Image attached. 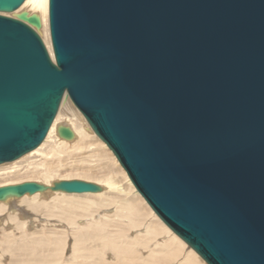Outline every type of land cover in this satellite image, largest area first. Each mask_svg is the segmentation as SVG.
Listing matches in <instances>:
<instances>
[{
  "label": "water",
  "instance_id": "water-1",
  "mask_svg": "<svg viewBox=\"0 0 264 264\" xmlns=\"http://www.w3.org/2000/svg\"><path fill=\"white\" fill-rule=\"evenodd\" d=\"M41 27L0 15V165L40 147L67 95L207 264H264V0H49L54 59ZM47 189L0 187V201Z\"/></svg>",
  "mask_w": 264,
  "mask_h": 264
},
{
  "label": "bare ground",
  "instance_id": "bare-ground-1",
  "mask_svg": "<svg viewBox=\"0 0 264 264\" xmlns=\"http://www.w3.org/2000/svg\"><path fill=\"white\" fill-rule=\"evenodd\" d=\"M22 13H27L28 15H36L40 18L42 27L40 29H36V31L38 30L37 32L39 33V35H41L49 54L51 55L52 59H54L52 43L50 40L51 38L49 35V30H50L49 28V0H26L25 3L17 11L13 13H0V15H3L6 17L18 18ZM62 102L63 103L58 112V115L56 116V119L54 120L46 139L43 141L40 147L22 156L21 158H19L18 160L14 162H9L11 163L9 164V166H7L8 165L7 163H5L6 165L4 164L0 165V178L1 179L3 180L12 179V177H14V175L16 174L21 175L22 170L24 169L25 166L23 165L24 167L21 168L19 164H22L24 162L26 164V162L29 161V159L35 155L41 154L42 156L45 155L46 157L54 158L58 156L60 152L66 150V148L68 149V147H70V149L75 148L76 150L87 152L89 153L88 157L90 158L97 157L99 161L103 160V158H106L109 155L117 164H119V161L117 160L114 153L107 148L108 147L107 145H105L106 143L104 144L103 142L101 143V141H99L100 144L98 146L100 149L99 148L95 149L93 150V152L89 151L92 146V144L90 143L91 142L90 138L92 139L96 138L95 136L96 134L94 135L93 133L94 131L91 130L92 128L90 129L89 123L83 124L81 122V121H84L85 118L75 106H74L75 108L72 107L73 104L71 101H69V97L67 95L64 97ZM65 109H67L66 110L67 112L64 114ZM62 126H67L73 131L75 135L74 139L66 140L60 136L59 129ZM90 132L92 133V135H90L91 134ZM85 158L82 161L86 162L88 158L86 160ZM120 167L122 168L121 165ZM121 168H120V172H121ZM25 169L26 170L24 171V173L25 175H27L26 176L27 180L23 182H11V180H5V182L1 184L0 187L10 186V185H19L25 182H34V183H38L41 185H45L46 187H48V189L44 192H39L34 195L27 194L19 198L9 197L4 201H0V220H1V216L4 213H9L10 216L6 214L7 217L9 216V220L6 218V220H8L7 222L8 225L10 224L11 226H15V227L17 226L24 227L27 225V223L21 222L18 219V216H16L17 214L15 215L16 210L11 209L8 205L10 203H13L15 201H19L22 199H23V202L21 203H24L23 205L26 206L27 210L38 211L43 206L47 205L44 202L39 203L38 200L42 196H45V197L52 196L51 199L55 201L54 206L53 207L51 206L52 208H54L53 210L55 211L57 209L58 211L62 212L64 217H66L67 221L73 225L75 223L78 224V221L76 220L81 217V216L80 217L78 216V215H81V212L82 213L87 212L91 210L92 208H94L93 210H95V208L99 209L100 207L105 208V210L107 209L110 210V208L113 207L112 203L117 204V201H115V199H117L118 197L117 189L120 186L116 185L115 182L117 181H114L115 180L113 178L114 175L109 176L107 174V176H104L103 178L101 177V179L94 178V176L91 174V170H88L90 168L86 167L84 169H87V170H84V169H83L84 171L82 170L83 172H81L80 174L81 177L71 178V176L67 175V176H64L61 180H56V177L52 176L54 170L50 166V164L48 166L44 162L42 163L41 162L39 163L29 162V165H28V162H27V166L25 167ZM112 170L114 171V169ZM112 170H111V173L113 172ZM122 173L123 175H125L126 179L129 181L131 192L133 195L132 198H129L127 194L125 195L127 197H124V198L119 197L118 199L119 202L117 206H119L121 210L127 211V214H125L123 218H125L128 221L127 225L133 231H135L134 229L139 228L140 224H143L144 216L147 215V216H151L152 218H154V222L146 224L144 232H146L145 235H148L149 238H155V239L161 235H164L163 236L164 239L162 238V240L159 239V241H157V243L158 242L161 243L163 247L162 250L159 251L153 248V250H151L152 252L148 253L147 257L142 256L140 252L135 250L134 248L135 245L138 247V245H140L139 243H143V241L141 242L139 240V236H136L134 239L132 240L130 239L129 241H127L125 239V234L123 235L122 232L119 235L115 234V236L114 235L112 236L110 234L108 235L105 234L106 233L105 230L107 229V227L109 228V226L112 224L108 219L105 221H101L95 225H93V223H89L87 225L83 223H79L80 226L77 228L78 229L77 230L78 231L77 232V236H78L77 245L73 249V256L75 258H78V257H81L84 251L88 252V249L84 247V243L93 238H96L99 241H101V248H95L90 252L94 256H91L90 254V257H82V259H89V261L91 262L93 260H97V258H102V257L104 258L106 253L110 252L108 256H113L111 253L116 254V257H113V259H115L116 261H119L121 264H169L172 260H176L177 257L179 258L180 253L182 256V253H183L182 251L184 250V248H186L187 244L184 241H182L175 233H173L162 222V220L156 215V213L148 205L146 200L137 191V189L135 188L132 181L129 179L124 169L121 172V174ZM73 179H80L83 181L96 183L102 186V191L99 193L69 194V193H65L62 191H53L51 189L54 186V184L57 182H60L63 180H73ZM90 179H93V180H90ZM82 197H85V199L86 197H89V198L83 201V200H80ZM105 197L106 199L107 197L108 199L110 198L109 202L107 200H104ZM94 199H98V200L101 199V201L98 202ZM92 201H96V202H92ZM52 208H50L49 210L52 211ZM17 211H19V209ZM0 225H2V222ZM126 230H128L127 227H126ZM166 236H168L169 238L168 240H165ZM121 238H123V240L125 241L123 240L120 241ZM144 241H149V240H144ZM54 243L57 244L56 241ZM35 246L38 248V251L40 252L47 250L49 248L46 241H44L40 237L36 240ZM158 253H159V256L163 255V258H160L162 259L160 262L158 261L159 256L158 258L157 257L154 258V256H156V254ZM204 262L202 258L199 257V255L193 249L190 248L187 254L184 256V259H182V261L179 264H206V262L205 263Z\"/></svg>",
  "mask_w": 264,
  "mask_h": 264
},
{
  "label": "rangeland",
  "instance_id": "rangeland-1",
  "mask_svg": "<svg viewBox=\"0 0 264 264\" xmlns=\"http://www.w3.org/2000/svg\"><path fill=\"white\" fill-rule=\"evenodd\" d=\"M49 35H50V30H49ZM69 101H71L70 98H69ZM61 106H62V104H61ZM72 107H74V104L72 105ZM66 110L67 109L64 110V114L67 112ZM81 122L83 124L88 123V122H86V119L84 121H81ZM89 127H90V125H89ZM90 129H91V127H90ZM90 135H92V133ZM94 135H95V133H94ZM90 140H91L90 143L92 144L91 149L89 150L90 152H93V150L99 148V146H98L100 144L99 141H101V143L103 142L97 136L94 139L90 138ZM88 156H89V153H87V152L79 151V150H76L75 148L70 149V147H68V149L66 148V150L60 152L58 154V156H56L54 158L53 157H46L45 155L42 156L40 154V155H35V156L31 157L29 159V161H27V162H28V165H29V162H34V163L44 162L48 166L50 164V166L54 170L52 176H55L56 180H61L64 176H67V175L71 176V178L81 177L80 174L84 170H87V169H84L86 167L90 168L88 170H91V174L94 176V178L101 179V177L103 178L104 176H107V174L109 176L114 175L113 176V178L115 179L114 181H117V182H115L116 185L120 186V187L117 186L118 187V189H117L118 197H117V199H115V201H117V204L112 203L113 207L110 208V210L109 209L105 210V208L100 207L99 209L95 208V210H93L94 208H92L91 210H89L87 212H83V213L81 212V215H78L79 217L80 216L81 217L76 220V221H78V224L75 223L76 225L70 224L67 221L66 217H64L62 212L58 211L57 209L55 211L53 210L54 208H52V207L54 206L55 201L53 199H51L52 196H46V197L42 196L38 200L39 203L44 202L47 204L46 206H43L44 208L42 207L38 211L27 210L26 206L23 205L24 203H21V202H23V199L8 204L11 209L16 210L15 215L17 214L16 216H18V219L21 222L27 223V225L24 227H21V226L15 227V226H11L10 224L8 225L7 222L9 220L10 214L4 213L1 216V220L2 219L3 220L2 221L0 220V224L2 222V225H0V264H121L119 261H116L115 259H113V257H116V254L111 253L113 256H108V254L110 252H107L106 255L104 256V258L103 257L97 258L95 256L97 258V260H93L91 262L89 261V259H82V257H90V254H91L90 252L93 249L101 248V241H99L96 238H93V239L86 241L84 243V247L86 249H88V252L84 251L83 254L81 255V257H78V258H75L73 256V249L77 245V239H78V236H77V232H78L77 230L78 229L77 228L80 226L79 223H83L85 225H87L89 223H93V225H95L101 221H105L108 219L112 224L109 226V228L107 227V229L105 230V232H106L105 234H107V235L110 234L112 236L113 235L115 236V234L119 235L122 232L123 235L125 234V239L127 241H129L130 239L131 240L134 239L136 236H139V240L141 242L143 241V243H139L140 245H138V247L135 245L134 248H135V250L139 251L142 256L147 257L148 253L152 252L151 250H153V248L157 249L159 251L162 250L163 247H162L161 243H159V242L157 243V241H159V239L162 240L164 235H161L155 239V238H149L148 235H145L146 232H144L146 224L154 222V218H152L151 216H147V215L144 216L143 217V224H140L139 228H136V229H134L135 231H133L132 229H130L128 227V225H127L128 221L125 218H123V216H125V214H127V211L121 210L119 208V206H117L118 202H119L118 201L119 197H123V198L127 197V196L129 198L133 197L129 181L126 179V177H125V175H123V173L121 174L123 169L120 167V163L117 164L109 155L100 161L97 159V157H91L90 158ZM85 157H87L88 159ZM84 158H85V160L87 159L86 162L82 161ZM43 160H45V161H43ZM27 162H26V164L24 162V163L19 164V165L21 166V168H23L24 166L26 167ZM7 164H8L7 166H9V164H11V163H7ZM4 165H6V164H4ZM106 165H107V167H106ZM25 167L22 170L21 175L16 174L17 176L14 175V177H12V179H5V180H11V182H23V181L27 180V178H26L27 175H25V173H24V171L26 170ZM120 168H121V172H120ZM112 169H114V171ZM111 170L115 173H113V172L111 173ZM109 173H111V174H109ZM5 180L0 178V185L3 184L5 182ZM73 180H80V179H73ZM90 180H93V179H90ZM120 193L123 195H121ZM129 194H131L132 196ZM125 195H127V196H125ZM87 198H89V197H86V199H85V197H82L80 200L84 201V200H87ZM109 199H108V197H107V199H106V197L104 198V200H107L108 202H109ZM94 200H96L98 202L101 201V199L100 200L94 199ZM96 201H92V202H96ZM49 206H50V208H52V211L49 210L50 209ZM18 209H19V211H17ZM6 214L9 216L7 217ZM6 218L8 220H6ZM125 226L127 227L128 230L129 229L130 230L129 231L126 230ZM39 237L41 239H43L44 241H46V243L49 247L47 250H44L41 252L38 251V248L35 246V242ZM168 239H169L168 236H166L165 240H168ZM122 240H123V238H121L120 241H122ZM144 240H149V241H144ZM55 241L57 242V244L54 243ZM123 241H125V240H123ZM160 245H161V247H160ZM189 249H190V247H188V245H186V248H184V250L182 251L183 252L182 256L180 253V257L179 258L177 257L176 260H172L169 264H179L182 261V259H184V256L187 254ZM91 256H94V255L91 254ZM158 256H159V253L156 254V256H154V258L155 257L158 258ZM160 258H163V255L159 256V258H158L159 262L162 260ZM203 262H204V260H203Z\"/></svg>",
  "mask_w": 264,
  "mask_h": 264
}]
</instances>
